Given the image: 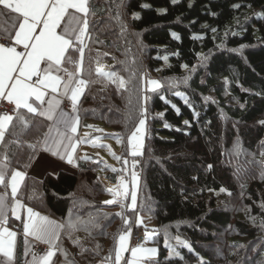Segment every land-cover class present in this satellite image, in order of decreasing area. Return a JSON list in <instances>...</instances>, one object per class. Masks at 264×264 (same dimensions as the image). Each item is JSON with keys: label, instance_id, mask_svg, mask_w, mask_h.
Here are the masks:
<instances>
[{"label": "trees", "instance_id": "trees-1", "mask_svg": "<svg viewBox=\"0 0 264 264\" xmlns=\"http://www.w3.org/2000/svg\"><path fill=\"white\" fill-rule=\"evenodd\" d=\"M89 7L94 14L87 17L85 46L69 49L65 55L75 63L63 65L74 68L76 48L83 49L81 128L102 124L113 130L125 154L126 137L147 98L137 208L105 203L111 196L105 179L115 184L119 171L94 158L78 159L76 174L59 172L42 181L27 177L21 199L65 226L52 264H115L118 236L135 229V212L156 225L158 255L148 264H222L212 247L227 228L237 234L229 236L226 258L235 261L239 240L258 236L254 261L244 256L238 264H264V189L256 176L235 173L226 164L235 130L252 151L264 136V0H89ZM97 68L116 73L125 87ZM146 73L160 87L145 94ZM169 78L183 82L173 87L164 82ZM14 114L0 157L26 171L47 122L39 115ZM225 194L249 200L255 229L233 222L227 207L218 206V196ZM69 222L75 227L68 228ZM162 232L182 237L188 247L176 244L178 256H170ZM16 264H22L20 258Z\"/></svg>", "mask_w": 264, "mask_h": 264}, {"label": "snow or ice", "instance_id": "snow-or-ice-1", "mask_svg": "<svg viewBox=\"0 0 264 264\" xmlns=\"http://www.w3.org/2000/svg\"><path fill=\"white\" fill-rule=\"evenodd\" d=\"M0 5L3 6V9L10 10L9 12L0 10V40L9 42L8 45L0 43V98H6L8 102L14 103L17 110L24 108L28 113L44 116L51 121L48 132L43 138L44 150L52 152L53 155H59L61 159L67 156L68 162L72 163L69 149L74 151L75 148L72 145L73 137L69 135V132L77 131L78 117H74L60 108L61 101L56 96L49 99L46 102L47 107L43 109L34 107L30 100L34 97L35 101L44 105L46 93L41 89H50L53 94L69 98L72 102V111L75 112L78 97L82 94L86 82L74 72L62 68L61 65L66 60L68 63H75L65 54L69 49L83 43L82 37L86 35L89 27L87 17L94 14L90 11L89 0H0ZM38 27L40 30L37 34ZM57 29L60 31L58 32ZM17 46H22L23 51H17ZM76 50L80 51L82 55V48L77 47ZM42 62L45 64L43 68L41 67ZM53 72L57 75H53ZM61 72L64 75H59ZM97 73L107 76L113 82L118 80V86L125 87L126 82L123 78L117 77L116 73H102L99 68H97ZM14 74L16 75L14 76ZM33 77H37L36 81L28 83L32 81ZM114 77L116 79H113ZM149 83L154 87H160V83L157 81H149ZM146 100L145 97L144 102ZM146 113L147 109L141 104L137 124L128 138V144L133 149L131 153L133 156L141 154ZM12 119L13 117L8 114L0 116V141L3 140L6 124ZM21 119L23 118L21 117ZM52 133L55 135L53 136ZM30 147L34 148L35 146L30 145ZM6 159L7 157H5ZM112 171L115 172L116 169H112ZM6 178L7 165L0 162V185H5ZM18 178L23 179L22 174L19 171H14L10 178L13 199L16 197ZM135 180L136 177L133 174V181ZM131 201L134 209L135 192L131 195ZM115 202V200H110L105 203ZM22 207L23 205L17 202L16 206L11 209L16 219H20L16 215V209ZM27 213L28 222L24 223L25 237L31 236L50 247L54 246L55 241L59 238L60 230L65 226L40 216L31 208L27 209ZM4 218L5 198L0 196V227L6 222ZM67 227L71 229L75 225L69 222ZM15 238L16 234L7 228L0 231V256L7 258L0 264H14ZM127 239V235H120L118 238L116 264H119L121 259L120 253L127 251L125 247ZM177 240L188 247L186 242L179 241V238ZM131 251L133 257L131 264H137L138 260L156 254L154 248L137 247ZM53 255L52 251H48L46 255L39 258L34 255L31 264H49V258Z\"/></svg>", "mask_w": 264, "mask_h": 264}, {"label": "rangeland", "instance_id": "rangeland-1", "mask_svg": "<svg viewBox=\"0 0 264 264\" xmlns=\"http://www.w3.org/2000/svg\"><path fill=\"white\" fill-rule=\"evenodd\" d=\"M82 37L83 43L80 44L81 47L85 46V41ZM83 46V47H84ZM102 73H113L110 70H107L105 68H99ZM107 77V76H106ZM148 77V78H147ZM146 73L145 79H143L144 84V91L145 94L147 91H151L155 88L152 84L149 83V81H157L159 80L155 77H150ZM120 78V77H119ZM113 79H116L115 77ZM118 81V80H117ZM119 82V81H118ZM164 82L167 85H172L173 87H177V85L180 84V82H183L180 79L176 78H169L164 80ZM160 83V82H159ZM151 89V90H149ZM180 97L184 98L185 95L182 92H178ZM145 96V95H144ZM145 98V97H144ZM143 98V106L147 109V102H144ZM147 115V113H146ZM261 123L264 125V119L261 120ZM137 124V122H136ZM136 124L130 131V133L134 130ZM147 117L145 122V128H144V135H143V141H142V147L140 149V152L142 154L143 146L145 142V135H146V129H147ZM236 127L235 129H237ZM237 131V130H235ZM233 132V138L230 142L229 147L226 149V164L229 166V168L233 169L235 173H244L247 172L248 175L256 176V178L261 183V188L264 189V136L257 146L255 151L250 150V148L243 144L242 139L239 136H236L237 132ZM130 133L127 135L125 143H126V149L127 154L124 153L123 143L122 139L119 135L115 134L113 130H110L106 127H104L102 124H96L94 127H88V128H82L81 136H80V156L83 159L88 158H94L95 160H100L102 163H104L105 166H107L108 170L116 169L119 171V175L117 176L116 183L115 184H109V190L111 196H109L106 201L115 200V203H127L128 207L130 209H133L132 207V201H131V195L133 192H135L136 195V204L135 208L133 210L136 211L137 208V198H138V192H139V186H140V174H141V168L139 166V156L136 155L133 156L132 153V147L128 144V138L130 136ZM115 157V158H114ZM133 174H135L136 180L133 181ZM239 174V175H240ZM239 179V178H238ZM106 180V179H105ZM108 185V184H107ZM116 194V195H114ZM246 198L244 196L239 197H232L230 195H219L217 199V204L220 207H227L228 211L230 212L231 220L234 222L236 219L240 221L248 222L249 227L256 228L255 227V215H253V212L250 210L249 206V200H245ZM258 205V203H257ZM264 204H261V208ZM135 229H128L126 231H123L120 235H127L128 239L125 242V247L127 248V251H123L120 253L121 259L119 260V264H131L133 257H132V249L137 247H142L144 249H156L155 255H150L146 259H140L137 261V264H148V260L155 259L158 255V242L155 239V223L151 221L148 215L141 214L140 212H135ZM231 229V228H230ZM225 229V231L217 233L216 235V241L213 244V250L217 251L222 256V264H238L240 262V259L244 256H247L248 258L253 260V255L256 249H258L259 242L257 238L253 239H241L239 240V244L236 247V250L234 251L235 255L239 256L235 261L226 258V253L229 251L230 244H228V240H232V238H229V236H235L237 233H234L233 229ZM133 230H141L143 231L145 238V241L141 245H136L131 247L130 246V239H131V233ZM168 232V228L165 229ZM118 236V238H119ZM177 238H179V241L186 242L182 237L180 236H169L165 232H162V240L164 243H168L169 251L168 254L170 256H178V250L175 247L176 244L183 245L178 242ZM187 243V242H186ZM188 245V244H187ZM184 246V245H183ZM118 247V239H117V245ZM231 252V251H230ZM240 253V254H239ZM115 264H116V250H115ZM229 259L230 261L228 262ZM240 264V263H239Z\"/></svg>", "mask_w": 264, "mask_h": 264}, {"label": "crops", "instance_id": "crops-1", "mask_svg": "<svg viewBox=\"0 0 264 264\" xmlns=\"http://www.w3.org/2000/svg\"><path fill=\"white\" fill-rule=\"evenodd\" d=\"M0 10H3L4 12L10 11L8 9H3L2 5H0ZM70 11H72V10H70ZM14 15H18V14H14ZM39 30L40 29L38 27L37 28V34H38ZM57 31L59 32L60 29H57ZM13 42H14V38H13ZM17 49L23 51L22 46H17ZM81 58H82V55L80 52L79 60L75 64V67L74 68H67V69L71 72H74L79 78L83 79L81 77ZM44 66H45V64H44V62H42L41 67L43 68ZM61 67L66 68L63 64L61 65ZM15 75L16 74H14V76ZM53 75H57V73L53 72ZM59 75H64V74H63V72H61V73H59ZM36 79H37V77H33L32 81H29L28 83H33L34 81H36ZM65 79H66V77H65ZM41 90L45 91V93H46L44 96L45 104L40 105V102L35 101V98L33 97L30 100V103H33L34 107H39L41 109L46 108L47 107L46 102L49 99H51L53 96H56V98L61 101L60 108H62L65 112L70 113L72 116L78 117V123L76 125L77 131L75 133L69 132V135H71L73 137L72 145H74L75 150L71 151V149H69V151L71 152V155H72V160H73L72 163L68 162L67 156H65L64 159H61L59 155H53L52 152L45 151L44 150V144H43V138H44V135L48 132V127L52 122L47 120L46 117L39 115L40 117L44 118L45 121L47 122V128L44 132V135H43L41 142L39 144V148H38L32 162H31L29 168L26 171H22L20 169L12 167L5 159L0 157V162H3L7 165V178L5 181V185H0V196H4V198H5V218L4 219L6 222L2 225V227H0V231H2L3 228H7L9 231L14 232L16 234L15 248H14V264H16V261L18 258L21 259L22 264H31L34 255H29V251L32 249V247L34 246V244L36 242H40L43 245H45L46 250L42 254L35 255V256L39 258V257L46 255V253L48 251H52V252H54V255L49 258V264H52L53 260L55 258V255H56V243L59 239L58 238L55 241L54 246L50 247L48 244L43 243L41 241H38L31 236L25 237V235H24V223L28 222L27 209L31 208V207L26 205L25 202L21 199V197L19 195V191H20V188H21L23 182L25 181V179L27 177H29L35 181H42L47 175L56 176L59 172L76 174V171H77L76 162L78 159L82 158L80 156V141H79L80 136H81V132H82V128L80 125V116L78 114V104H79V101H80L81 96L83 94L84 87L82 90V94L78 97L75 112L72 111V102L69 98L64 97V96H60L57 94H53V93H51L50 89H43L42 88ZM1 100L8 101L6 98H0V101ZM67 102L69 104H66ZM18 111H22V112L27 113V114H32V113H28L27 109H24V108H21ZM14 115L15 114H13L11 116L13 117ZM33 115H38V114H33ZM11 121L9 123H7L5 126L4 136H5L6 131L9 128L10 124H11ZM52 135L54 136L55 133H52ZM0 143H1V141H0ZM62 154H63V152H62ZM14 171H19L23 176V179L18 178L19 183H18L15 199H13V197L11 195V187H10V178H11V175ZM105 182L108 185L110 184L108 180H105ZM17 202H19L20 204L23 205L22 208L16 209V215H18L20 217V219H16L15 215H13V213L11 211V209L16 206ZM31 209L33 210V212L39 213L40 216L47 217L49 220H52V221L56 222L57 224L63 225L56 218H54V217H52V216H50L44 212L37 211L33 208H31ZM62 229L59 232V236L62 232ZM6 260H7L6 257L0 256V262L6 261Z\"/></svg>", "mask_w": 264, "mask_h": 264}, {"label": "built area", "instance_id": "built-area-1", "mask_svg": "<svg viewBox=\"0 0 264 264\" xmlns=\"http://www.w3.org/2000/svg\"><path fill=\"white\" fill-rule=\"evenodd\" d=\"M0 43H3L5 45H8V41L6 40H0ZM14 43V42H13ZM17 51H21L18 50ZM66 104H69L68 102ZM17 109L15 108V105L13 103H10L6 100L0 101V116L4 114L13 115ZM145 236L143 234V231L141 230H133L131 233V239H130V246H136L141 245L145 241ZM46 250L45 245H43L40 242H36L32 249L29 251V255H39L42 254Z\"/></svg>", "mask_w": 264, "mask_h": 264}]
</instances>
